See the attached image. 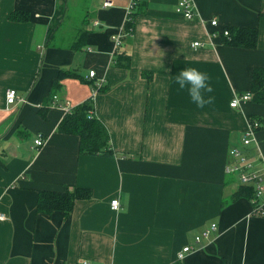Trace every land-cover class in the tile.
<instances>
[{
  "label": "crops",
  "instance_id": "1",
  "mask_svg": "<svg viewBox=\"0 0 264 264\" xmlns=\"http://www.w3.org/2000/svg\"><path fill=\"white\" fill-rule=\"evenodd\" d=\"M64 1L0 0V264H264V215H252L246 199L231 200L240 185L224 173L235 147L249 151L264 173V103H254L250 91L252 70L264 69V0H193V21L174 12L173 0H147L118 49L130 56L129 69L113 66L111 40L129 0L94 8L93 23L87 18L65 42L55 33L47 39ZM15 10L28 21L11 22ZM225 26L256 27L255 49L224 45ZM80 28L86 36L75 49ZM194 42L202 46L192 48ZM186 67L209 77L210 102L202 107L174 83ZM60 70L83 81L63 79L53 96L70 112L92 101L113 157L80 155L78 137L57 132L66 113L51 107L48 95ZM9 89L26 102L7 105ZM246 93L249 102L229 106ZM254 120L261 127L244 148L241 135ZM38 134L44 144L36 150ZM65 186L89 189L92 197L76 201L67 217L37 214V192ZM258 204L264 213V194ZM211 224L209 238L194 243ZM187 245L191 252L177 261Z\"/></svg>",
  "mask_w": 264,
  "mask_h": 264
},
{
  "label": "trees",
  "instance_id": "2",
  "mask_svg": "<svg viewBox=\"0 0 264 264\" xmlns=\"http://www.w3.org/2000/svg\"><path fill=\"white\" fill-rule=\"evenodd\" d=\"M145 0L141 2L131 13L130 22L124 24L126 33L123 41L130 38L134 31V21L136 15L143 12L145 8ZM58 10L56 9L50 25L47 28V39H50L56 31L60 23ZM11 22L25 23L29 19L26 12L15 10L9 14L8 18ZM86 22V19L84 20ZM58 30V28H57ZM228 32V38L223 35V32ZM86 36V31L79 29L77 36L73 42L72 47L77 49L81 46L82 40ZM222 42L224 45L237 49L253 50L257 44L258 29L256 27H235L225 26L220 31ZM113 66L121 69L130 68V56L122 50H117L113 56ZM141 77L150 81L152 73L142 72ZM63 79H79L81 77L70 70H60L55 80L50 84L48 102L55 95L59 89V82ZM101 87L99 89L102 90ZM250 91L253 94V102L258 104L264 103V69L255 68L251 72L250 77ZM47 108L43 107L38 110L41 117L45 119ZM93 105L90 99L82 102L80 105L74 107L70 113L64 115L57 126V132L66 135H74L78 137V152L80 155L100 156L111 158L114 156L110 145L109 133L102 123L93 114ZM254 196V190L251 186H240L231 197V200L246 199L250 200ZM92 194L89 189L77 188L69 190L65 186L61 191H47L41 190L37 192L36 212L37 214L50 215L53 212H60L67 217L73 210L76 201L89 200Z\"/></svg>",
  "mask_w": 264,
  "mask_h": 264
},
{
  "label": "built area",
  "instance_id": "3",
  "mask_svg": "<svg viewBox=\"0 0 264 264\" xmlns=\"http://www.w3.org/2000/svg\"><path fill=\"white\" fill-rule=\"evenodd\" d=\"M145 0H129L128 5L126 6V13H125V19L124 24L127 22H130V15L134 11V9ZM163 1V0H159ZM174 1V12L182 17V19L187 21H193L196 17V9L195 4L193 0H173ZM112 5L111 0H103L102 7H110ZM98 22H94V25H98ZM124 24L123 26H120L117 29V32L111 37V40L113 42V56L116 53V51L122 46L123 39L126 36L125 30H124ZM210 26H216L217 22L215 19H212L209 22ZM223 35L228 38V32L224 31ZM211 36H214L213 33H211ZM202 45L199 42L192 43V48L201 47ZM95 72L89 71L88 78H94ZM97 86L101 87L103 85L104 81L100 79L97 82ZM6 103L7 105H14L15 103L18 104H24L26 102V99L23 97H19L15 90L9 89L6 92ZM251 99V96L249 93L243 94L239 97H233L229 103V106L231 108L239 107L241 103L249 102ZM51 107H57L61 108L65 111L66 114L70 113V105L68 102H64L61 104L58 102L57 97H52V106ZM261 127V123L258 120L251 121L247 127V129L243 132L241 135V145L244 148H247L251 146V144H254L255 142V133L257 130H259ZM44 139L41 135H37L33 140V148L39 149L43 146ZM224 173L225 175L232 177L236 179L240 186H251L254 190V196L250 200V203L252 205V215L262 216L264 215L263 209L261 205L258 204L259 198L264 194V173L261 172L257 168L256 160L251 156L249 151H243L239 148H232L228 152V162L224 166ZM111 209L117 210L119 207L118 200L114 199L110 202ZM4 216L0 214V220H2ZM216 230V225L211 224L209 228L203 229L200 234H198L196 237H194V243L198 244L202 240H206L209 238L210 234ZM192 247L190 245L184 246L179 252L176 254V260L182 261L185 257V255L189 252H191ZM82 264H88L87 262H82Z\"/></svg>",
  "mask_w": 264,
  "mask_h": 264
},
{
  "label": "rangeland",
  "instance_id": "4",
  "mask_svg": "<svg viewBox=\"0 0 264 264\" xmlns=\"http://www.w3.org/2000/svg\"><path fill=\"white\" fill-rule=\"evenodd\" d=\"M102 5L101 0H68L64 1L61 6H58V14H62L60 18V23L57 28L58 30L54 32L57 37L55 41L65 42L66 40L71 39V35H68L67 32L75 30L81 23H85L84 20L88 18V21L92 22V12L94 8H97ZM62 21V22H61ZM194 242V241H193Z\"/></svg>",
  "mask_w": 264,
  "mask_h": 264
},
{
  "label": "clouds",
  "instance_id": "5",
  "mask_svg": "<svg viewBox=\"0 0 264 264\" xmlns=\"http://www.w3.org/2000/svg\"><path fill=\"white\" fill-rule=\"evenodd\" d=\"M207 73L194 67H186L179 71L175 77V85L180 90H187L188 97L197 107H202L210 102V98H206L204 93L211 91L208 84Z\"/></svg>",
  "mask_w": 264,
  "mask_h": 264
}]
</instances>
